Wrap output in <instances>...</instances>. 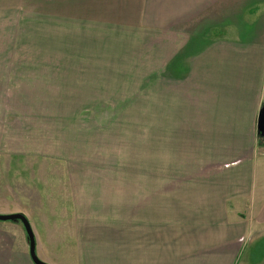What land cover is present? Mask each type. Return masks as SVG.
Here are the masks:
<instances>
[{
	"label": "crops",
	"instance_id": "0c3cea01",
	"mask_svg": "<svg viewBox=\"0 0 264 264\" xmlns=\"http://www.w3.org/2000/svg\"><path fill=\"white\" fill-rule=\"evenodd\" d=\"M95 1L73 10L89 23L71 28V53L99 44L113 57L57 65L70 68L75 97L118 90L136 147L145 132L150 176L133 214L120 209L118 250H79L78 264H264V0ZM11 84L0 78V98H30ZM157 180L176 184L161 208ZM0 264H32L22 226L0 223Z\"/></svg>",
	"mask_w": 264,
	"mask_h": 264
},
{
	"label": "rangeland",
	"instance_id": "374dc122",
	"mask_svg": "<svg viewBox=\"0 0 264 264\" xmlns=\"http://www.w3.org/2000/svg\"><path fill=\"white\" fill-rule=\"evenodd\" d=\"M94 2L0 0V61L32 62L0 67L13 90H30L24 100L7 99L10 91L0 98V215L28 219L36 255L47 264H78L79 250H118L120 209L133 214L137 187L149 186L150 147L144 131H136L144 145L135 146L133 124L125 125L135 116L119 113L118 90L104 100H90L85 92L75 97L70 68L57 65L76 53L113 57L99 44L71 53V28L78 24L73 10L87 6L92 12ZM88 23L79 19L78 25ZM105 101L111 105L101 106ZM127 106H134L133 98ZM157 183L161 208L176 184Z\"/></svg>",
	"mask_w": 264,
	"mask_h": 264
},
{
	"label": "water",
	"instance_id": "95a60500",
	"mask_svg": "<svg viewBox=\"0 0 264 264\" xmlns=\"http://www.w3.org/2000/svg\"><path fill=\"white\" fill-rule=\"evenodd\" d=\"M257 135L264 139V106L260 109L257 116L256 125ZM0 222H19L24 230L26 240L28 242V253L32 264H47L42 262L36 255V244L32 228L28 219L22 213H11L0 215Z\"/></svg>",
	"mask_w": 264,
	"mask_h": 264
},
{
	"label": "flooded vegetation",
	"instance_id": "af4514ba",
	"mask_svg": "<svg viewBox=\"0 0 264 264\" xmlns=\"http://www.w3.org/2000/svg\"><path fill=\"white\" fill-rule=\"evenodd\" d=\"M259 138H260V140L264 141V139L262 137L259 136Z\"/></svg>",
	"mask_w": 264,
	"mask_h": 264
}]
</instances>
